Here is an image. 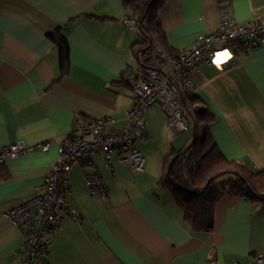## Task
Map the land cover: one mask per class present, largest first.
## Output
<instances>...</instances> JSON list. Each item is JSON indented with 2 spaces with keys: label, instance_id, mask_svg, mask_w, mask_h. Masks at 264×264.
<instances>
[{
  "label": "crops",
  "instance_id": "obj_1",
  "mask_svg": "<svg viewBox=\"0 0 264 264\" xmlns=\"http://www.w3.org/2000/svg\"><path fill=\"white\" fill-rule=\"evenodd\" d=\"M124 2L0 0V148L20 140L29 147L0 166V264H23L21 235L5 212L43 191L59 143L78 118L111 116L108 129L116 133L127 124L134 102L128 73L138 66L134 44L141 35L124 24L125 13L133 11ZM222 7L243 23L264 17V0H168L159 26L169 51L215 30ZM56 31L69 43L64 73L59 46L49 36ZM219 53L226 55L218 59ZM191 93L200 100L196 106L213 113L209 129L221 151L264 170V44L249 52L219 49L213 62L201 63ZM147 120V139L137 144L145 170L134 174L116 158L114 174L102 165L106 198L92 196L82 167L73 165L71 202L82 221L63 212L49 264H211L215 254L219 264H231L264 253V201L229 189L215 203L211 231L188 227L171 191L158 182L165 157L191 143L194 124L174 133L160 104ZM41 142L48 148L36 147Z\"/></svg>",
  "mask_w": 264,
  "mask_h": 264
},
{
  "label": "built area",
  "instance_id": "obj_2",
  "mask_svg": "<svg viewBox=\"0 0 264 264\" xmlns=\"http://www.w3.org/2000/svg\"><path fill=\"white\" fill-rule=\"evenodd\" d=\"M150 0H140L141 12L127 11L124 24L139 31V20ZM264 44V17L258 15L250 22H239L230 7L221 8L218 27L205 32L189 46L170 53L155 42L142 54L138 66L128 73L134 102L127 114V124L120 132H111L115 122L111 116L78 118L77 128L59 143V158L46 175L43 191L5 212L21 235L20 255L23 264H49L50 246L54 235L63 230V212L78 222L81 213L71 202L69 172L74 164L82 167L85 182L92 196L107 197L108 185L102 173L103 165L115 173L114 160L128 164L134 174L145 170V157L137 145L147 139V113L160 104L174 133L188 130L194 124L196 140L197 112L189 98L195 87L202 62H213L221 48L249 52ZM49 142L36 147L47 149ZM27 144L20 140L0 148V166L15 158ZM102 157L99 161L97 157ZM181 174L190 180L198 167L194 147L178 158ZM211 264H219L215 254ZM231 264H264V253L255 251L246 261L233 260Z\"/></svg>",
  "mask_w": 264,
  "mask_h": 264
},
{
  "label": "trees",
  "instance_id": "obj_3",
  "mask_svg": "<svg viewBox=\"0 0 264 264\" xmlns=\"http://www.w3.org/2000/svg\"><path fill=\"white\" fill-rule=\"evenodd\" d=\"M168 0H150L139 20L141 40L134 44L136 55L141 58L144 51L156 41L170 50L166 36L159 26V16ZM127 8L135 13L141 12L140 0H125ZM49 36L58 44L60 65L63 73L69 67V43L60 31ZM190 100L199 102L197 95L189 94ZM200 98V97H199ZM201 99V98H200ZM197 135L191 143L179 151L165 157L164 170L158 184L168 188L176 203L182 209L184 221L194 232H208L214 226L215 203L224 189L252 201H264V170L228 158L218 147L210 133V123L214 119L208 108L196 114ZM194 147L198 167L187 180L178 165L179 156Z\"/></svg>",
  "mask_w": 264,
  "mask_h": 264
},
{
  "label": "water",
  "instance_id": "obj_4",
  "mask_svg": "<svg viewBox=\"0 0 264 264\" xmlns=\"http://www.w3.org/2000/svg\"><path fill=\"white\" fill-rule=\"evenodd\" d=\"M201 110H203V107L202 106H199V105L195 106V111L197 113L200 112Z\"/></svg>",
  "mask_w": 264,
  "mask_h": 264
},
{
  "label": "rangeland",
  "instance_id": "obj_5",
  "mask_svg": "<svg viewBox=\"0 0 264 264\" xmlns=\"http://www.w3.org/2000/svg\"><path fill=\"white\" fill-rule=\"evenodd\" d=\"M166 50V49H165ZM166 51H168V50H166ZM168 52H170V51H168ZM170 53H173V52H170ZM189 132H191L190 130L188 131V132H186V134H189ZM142 151V150H141ZM144 151H142V154H143V156H145V152L143 153Z\"/></svg>",
  "mask_w": 264,
  "mask_h": 264
},
{
  "label": "snow or ice",
  "instance_id": "obj_6",
  "mask_svg": "<svg viewBox=\"0 0 264 264\" xmlns=\"http://www.w3.org/2000/svg\"><path fill=\"white\" fill-rule=\"evenodd\" d=\"M226 54L225 53H219L218 54V59H219V57H221V56H225Z\"/></svg>",
  "mask_w": 264,
  "mask_h": 264
}]
</instances>
